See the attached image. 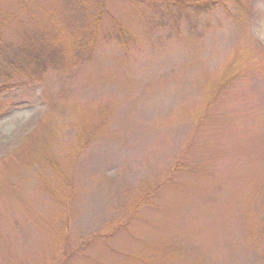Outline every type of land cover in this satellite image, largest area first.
<instances>
[{
    "label": "rangeland",
    "instance_id": "374dc122",
    "mask_svg": "<svg viewBox=\"0 0 264 264\" xmlns=\"http://www.w3.org/2000/svg\"><path fill=\"white\" fill-rule=\"evenodd\" d=\"M0 264H264V0H0Z\"/></svg>",
    "mask_w": 264,
    "mask_h": 264
},
{
    "label": "trees",
    "instance_id": "16d2710c",
    "mask_svg": "<svg viewBox=\"0 0 264 264\" xmlns=\"http://www.w3.org/2000/svg\"><path fill=\"white\" fill-rule=\"evenodd\" d=\"M197 6H198V5H196V4L193 5V7H194L195 9H197ZM201 13H203V11H201ZM30 59H31V61H32L33 63H36L37 66L40 67V68H44V67L46 66V64H48V61H49V59H48V60H46V61L43 63V61H42V55L39 54V53H38V54H37V53H35V54H31V55H30Z\"/></svg>",
    "mask_w": 264,
    "mask_h": 264
}]
</instances>
